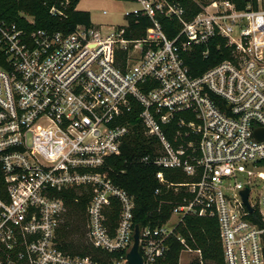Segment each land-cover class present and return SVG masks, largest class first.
I'll list each match as a JSON object with an SVG mask.
<instances>
[{
    "label": "built area",
    "instance_id": "1",
    "mask_svg": "<svg viewBox=\"0 0 264 264\" xmlns=\"http://www.w3.org/2000/svg\"><path fill=\"white\" fill-rule=\"evenodd\" d=\"M126 1L124 23L68 32L0 15V264H128L135 226L143 264H159L186 214L216 219L224 264H264V0H204L189 18L175 0ZM43 4L61 16L70 0ZM161 18L178 22L172 36ZM132 111L152 141L136 161L174 195L161 224L136 223L110 175ZM71 189L100 257L59 247Z\"/></svg>",
    "mask_w": 264,
    "mask_h": 264
},
{
    "label": "trees",
    "instance_id": "2",
    "mask_svg": "<svg viewBox=\"0 0 264 264\" xmlns=\"http://www.w3.org/2000/svg\"><path fill=\"white\" fill-rule=\"evenodd\" d=\"M79 0H70V5L61 16H52L49 12V4H43V0H0V15L7 20H17L20 24L24 22L17 18L18 12L29 13L34 16L32 27H41L50 30H61L68 32L76 24H88L90 15L87 11L76 8ZM178 1L185 10L186 18L192 16L199 10L198 2L204 0H175ZM237 8H243L246 0H229ZM164 31L168 36H172L179 27L175 19L161 18ZM144 21L141 25H147ZM142 28L133 32L134 36L142 35ZM212 53H214L212 51ZM127 120L131 127L128 134L122 140L120 153L108 158V163L112 170L110 175L113 180L128 193L133 195L135 208L134 220L136 223H164L170 216L174 199L172 193L155 194L158 186L154 174L158 170L152 165L138 163L136 158L149 151L152 145L151 139L146 137L138 121L137 111L129 113ZM165 175L169 172L164 170ZM2 186V185H0ZM64 198L67 211L62 217V221L57 230V240L59 247L80 255H92L100 257V254L90 247L85 237V205L86 195H78V192L71 189L60 193ZM79 197L78 201L74 198ZM111 221L116 222L117 207L112 209L109 215ZM177 235L183 237L185 245L191 249L200 250L202 264H224L222 248L218 236L217 222L211 216L184 215L175 228V235L167 238V250L164 258L159 264H179V257L184 246ZM264 249V237H263ZM188 264H199V259L194 257Z\"/></svg>",
    "mask_w": 264,
    "mask_h": 264
},
{
    "label": "rangeland",
    "instance_id": "3",
    "mask_svg": "<svg viewBox=\"0 0 264 264\" xmlns=\"http://www.w3.org/2000/svg\"><path fill=\"white\" fill-rule=\"evenodd\" d=\"M133 6V3L126 0H79L77 3V8L87 11L94 24L124 23L122 12ZM103 10H106V13H103ZM194 257H196L194 252L181 251L179 264H188Z\"/></svg>",
    "mask_w": 264,
    "mask_h": 264
},
{
    "label": "water",
    "instance_id": "4",
    "mask_svg": "<svg viewBox=\"0 0 264 264\" xmlns=\"http://www.w3.org/2000/svg\"><path fill=\"white\" fill-rule=\"evenodd\" d=\"M255 136L257 139L264 138V129L256 130ZM247 193H248L247 188L241 191L245 203L247 202L246 201ZM138 241H139V230H138V226H135L133 233V243L131 245V248L126 254L128 264H143L141 257V250Z\"/></svg>",
    "mask_w": 264,
    "mask_h": 264
}]
</instances>
